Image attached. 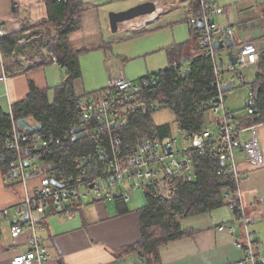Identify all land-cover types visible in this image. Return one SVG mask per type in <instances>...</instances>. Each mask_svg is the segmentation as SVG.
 Returning <instances> with one entry per match:
<instances>
[{
	"label": "crops",
	"instance_id": "0c3cea01",
	"mask_svg": "<svg viewBox=\"0 0 264 264\" xmlns=\"http://www.w3.org/2000/svg\"><path fill=\"white\" fill-rule=\"evenodd\" d=\"M129 1L126 3H130ZM153 1L156 2V0ZM139 2L142 0H137L136 3L128 4L120 9L119 6L125 4L123 0H87L85 9L80 16L79 28L67 38L69 49L73 52H86L87 54L105 52L102 62L104 68L107 69L109 65L106 64L112 60L110 55L113 56L108 52L117 46L116 44H119L117 42H121L129 35L131 39L128 41H131L132 45L143 41L146 47H149L143 54L154 55L159 52L154 55L160 66V68L157 67L159 68L157 73L169 67L170 48L187 45L184 47L185 54H195L197 51L195 38L191 35V39L176 37L175 28L178 26L175 28L171 26L175 22L181 24L182 21L187 24V16L193 10L189 0H171L167 4L164 14L157 18V21L161 20L160 26L153 30L152 27H148L147 30L136 28L132 32L135 36H132L131 28L123 26V23L118 26L116 33H112L109 25V13L120 12V10L139 4ZM213 2L224 10V18L217 22L225 21L233 29L234 40L237 44L251 41L258 43L263 48L264 43L261 39L264 37V0H213ZM162 5L163 3H161ZM54 7L55 0H0V27L4 30V36L19 33L23 22L34 26L50 20ZM180 13H182L181 16L184 14V19L180 20L176 17ZM25 32L29 31L21 32L20 36ZM120 32H124L126 35L116 37ZM28 36L32 39L31 35ZM38 44V40L30 43L25 60L15 61L11 54V61L5 62L0 52V110L3 113L11 114L13 106L27 97L31 85L44 91L49 103H52L58 88L69 80L66 71L53 61L54 58L46 56ZM19 50H21L20 47ZM81 55L78 60L80 77L72 82L73 91L78 97H81L79 102L87 98V94L83 95L85 92L94 90L86 91V88H83ZM218 56H221L220 52ZM228 62L229 56L227 63L223 59V66H226ZM186 67V64L183 65L184 69ZM252 68L256 69L255 66ZM254 75L251 80L246 79L247 84L254 79ZM241 76L233 74L227 79L220 77L224 85H231L224 95V108L229 96L227 92L236 87L235 80L238 79L242 85L239 79ZM3 77L4 81L1 80ZM144 79L145 77H140L139 81ZM244 89L246 94L243 106L250 90L246 84ZM97 93L95 92V94ZM243 108L245 111V106ZM225 111L236 127L235 119L232 118L238 120L240 117L247 116L246 111L244 115H240L239 110L233 111L225 108ZM231 112L235 114L232 115ZM212 115L211 121L214 122ZM252 126H255L264 156V122ZM245 137H247L246 134ZM237 156L238 167L243 174L241 199L244 214L250 222L248 230L252 233V239L255 242L257 261L259 259L262 261L264 258L260 257L259 249L264 247V165L253 168L249 166L240 152L237 153ZM42 165L52 167L50 163ZM39 186V176L27 178L23 182L17 177L5 178L0 170V212H2L0 264H10L16 255L27 252L29 249L27 244L33 234L39 237L41 245L48 254V259L43 264L144 263L145 259L140 254L124 251L126 247L136 244L141 239L136 211L145 205V195L144 191H135L142 188L128 191L127 200L121 198V194H126L125 190H121L120 194L117 193L111 200L97 197L88 192V195L81 201H70L69 204L73 205L72 218L70 219L58 214L57 211L60 208L55 207L52 201L48 200L43 204L42 209H38L32 214L36 231H33L30 226H24L23 232L18 237L12 238L11 225L23 222V217H18L15 214L17 208ZM81 191H84V188ZM220 227H224V230L219 231ZM237 227L240 228V225L234 222L233 214L227 206L184 218L181 221V228L188 235L160 249V264H241L244 252L239 250L235 243L243 237L242 230L238 236L235 235ZM231 228H233V233L229 231ZM245 264L250 263L246 262Z\"/></svg>",
	"mask_w": 264,
	"mask_h": 264
},
{
	"label": "trees",
	"instance_id": "16d2710c",
	"mask_svg": "<svg viewBox=\"0 0 264 264\" xmlns=\"http://www.w3.org/2000/svg\"><path fill=\"white\" fill-rule=\"evenodd\" d=\"M189 2L192 9L197 11L199 0ZM84 9V0H55L50 20L34 26L23 22L19 33L0 38L2 59L5 62L11 61L12 52L19 49L17 39L20 33L30 30L32 42L38 40V46L42 48L43 53L54 58L69 77V80L58 88L52 103H49L44 91L31 85L27 97L13 106L11 114L0 110V170L7 179L10 175V179L15 178L16 156L12 150H6L5 147L11 139L12 122L20 119H26L31 125L41 126L37 133L25 132L21 128H17V131L19 142L25 148L29 147L31 138L35 135H40L46 142L45 147H39L45 149L38 155L43 163L52 165V169L46 174L50 180L70 185L82 171L85 178L103 172L104 165L95 164L88 156L96 154L100 142L108 147L107 137L102 133H92L94 124H87L89 136L86 139L76 142L71 139V130L80 124L78 102L81 99L73 91L72 82L80 77L78 60L80 55L86 52L71 51L67 38L79 28L80 16ZM187 25L191 36L197 41L201 31H197L188 21ZM261 41L264 43V37ZM185 46L170 48L169 67L153 74L154 85L145 84L146 78L140 81V84L144 96L165 102L164 107L171 111L176 129L183 140L188 141L191 138L187 137L189 133L195 135L205 129L207 110L203 109V105L216 96V88L212 85L214 74L211 59L200 54L197 46L195 54H185ZM185 58L188 61L183 63ZM183 64L187 65V74L185 69L183 73L178 72L177 67ZM255 68L254 79L247 85L253 93L258 91L254 100L257 113L240 117L238 120L232 118L238 128L264 122V45ZM101 92L103 90L98 93ZM151 113L132 112L127 116L126 122L117 128L123 138L122 155L135 153L136 145L141 139H148L152 143L159 141L162 144L174 139L172 127L169 124L156 125ZM190 156L193 160L190 175L183 178L181 174L176 175V171L166 172L167 180L173 188L172 193L169 191L168 194L162 195L155 188H143L145 205L136 211L141 239L124 249L125 252H136L143 256V264H160V249L188 235L181 228L184 218L208 213L228 206L230 202L236 203L234 196L230 200L225 199V194L233 193L235 186L230 173L219 174L229 168L218 160L217 154H201L199 150L194 149L190 151ZM232 214L234 222L241 225L240 210L237 206Z\"/></svg>",
	"mask_w": 264,
	"mask_h": 264
},
{
	"label": "built area",
	"instance_id": "2783aa9c",
	"mask_svg": "<svg viewBox=\"0 0 264 264\" xmlns=\"http://www.w3.org/2000/svg\"><path fill=\"white\" fill-rule=\"evenodd\" d=\"M59 1V0H58ZM197 11L192 10L187 21L191 26H196L199 19L203 22L201 35L197 40V47L200 54H204L211 59L213 66L214 81L212 83L216 88V96L212 98L211 113L215 118L212 128H205L199 134L192 135L189 142V147L179 150L176 145V139H169L164 144L159 141L154 143L148 139H141L136 145L135 153L124 156L122 155V135L117 131V128L126 122V118L130 113L137 112H153L164 107L165 102L159 99L146 97L142 93L140 82L134 84L127 80L121 73L112 77L108 83V87L101 93L92 94L79 102L80 117L84 120L86 129L87 124H94L93 133H102L107 137L108 147L102 142L97 145L96 154H89L88 159L95 164H103V172L100 175H94L85 178V173L75 177V181L70 185L65 184L64 189H60L51 184V180L46 174L52 169L51 166L42 165L43 162L38 155L39 153L27 156L26 149L45 147L46 142L43 141L40 135H35L31 138L29 147H23L19 142V136L16 122H12L11 139L6 143V150H12L15 153L16 159L14 162V170L17 178L23 182L27 178L39 176L40 186L32 195H29L19 205L15 214L18 217H23L25 209L28 212L26 223H16L11 225L10 233L12 238L18 237L24 226H30L33 231H36L32 214L38 209H42L43 204L51 200L55 207H59L58 214L64 215L66 218H72V200L81 201L91 192L97 197L113 199L115 195L120 194L121 190H125L126 194L122 195L123 200L128 199V191L138 188H155L160 194L166 195L169 192V185L166 172L176 171L183 175V178L192 173L193 160L190 156L191 150H199L201 154L213 152L217 154L218 160L228 170L219 172V174L230 173L235 186L233 193L225 194V199L230 200L235 197L236 203H229L227 206L231 212L237 206L240 210V230L242 237L236 244V247L244 252V259L241 264L249 262L257 264V256L255 254V242L253 241L252 233L249 232V221L245 217L244 208L241 199V184L243 182V174L238 167L237 153H241L249 166L259 168L264 165V156L260 147L255 126L246 128L236 127L231 117L226 114L223 107L225 90L221 74L224 72H234L238 75L240 71L254 66L259 60L261 46L256 42L247 41L237 44L234 40L233 29L224 21L218 23L219 19L224 18V10L216 5L213 0H199ZM154 13V20L145 16L140 19L138 27L145 29L149 24L157 21L159 14ZM29 32H25L17 39V46L21 50L12 52L15 61L27 59L29 45L32 42L28 36ZM4 36V30L0 27V38ZM229 38L233 47L241 48L238 54L236 65L230 62L226 66L219 67V52L213 49V44L217 40ZM57 65V61L53 60ZM224 65V63H223ZM59 66V65H58ZM179 73H183V66L177 67ZM240 82L242 85L247 84L246 78L241 76ZM5 80V78H1ZM145 84H155L154 77H147ZM214 99H218V103H213ZM254 93L249 90L245 101V111L247 115L254 113ZM88 134L89 131L87 130ZM245 134L247 137H245ZM196 140H201L199 145H194ZM152 144L150 148L149 145ZM170 148V153H166V149ZM152 155L154 156L152 158ZM29 162V166L25 162ZM183 162H185L183 164ZM11 178V175L9 176ZM125 182L122 184V182ZM93 186L90 188V186ZM127 188H124V187ZM84 188V191L81 189ZM87 191V192H86ZM69 204V205H68ZM67 205V206H64ZM2 212H0L1 219ZM224 230L220 227L219 231ZM230 233H233L231 228ZM241 232V231H240ZM28 251L16 255L10 264H43L48 259V254L41 245L40 239L36 234H33L28 241Z\"/></svg>",
	"mask_w": 264,
	"mask_h": 264
},
{
	"label": "rangeland",
	"instance_id": "374dc122",
	"mask_svg": "<svg viewBox=\"0 0 264 264\" xmlns=\"http://www.w3.org/2000/svg\"><path fill=\"white\" fill-rule=\"evenodd\" d=\"M87 0H84V2H86ZM125 1V4L122 6H119V8H123L125 6H127L128 4H133L136 3L137 0H130V3H126V1L128 0H123ZM147 1H153V0H142V2L140 3H144ZM171 0H161V1H157L155 2V5L157 7V13L159 14V17L162 16L164 14V12L167 9V4L170 3ZM154 2V1H153ZM161 3H163V5L161 6ZM137 5V4H136ZM135 6V5H133ZM132 7V6H130ZM128 7V8H130ZM163 7V8H162ZM128 8H125L123 10H126ZM120 10V11H123ZM182 13L177 14L176 17L181 19H184L185 16L183 14V16H181ZM142 19H135L133 21H130L129 23H124L123 26L131 28V35H133L132 32H134V30L136 28H140L138 27V23H140ZM161 21V20H160ZM160 21L154 22L149 24L144 30H147L148 27L151 28L152 30L157 28L158 26H160ZM166 22V21H165ZM180 22L173 24L171 26H173V28H175L176 26H178L177 28H175L176 31V37H187L191 39V31L189 26L182 21L181 24H179ZM142 29V28H140ZM158 30V29H156ZM29 31V35H31V31ZM128 32V31H127ZM150 34V33H148ZM126 33L124 32H120L118 36H125ZM114 39V37H111V39ZM129 39H131L129 37V35L127 36V38L123 39L121 42H117L119 44H116L117 46L113 47L111 51H109L108 53L112 54L113 56L110 55V57H112V60L110 63L106 64L109 65V67L106 69L103 66V62L102 59L104 57V53L105 52H95L92 54H87V53H83L81 55L80 58V66L83 72V76L84 79L82 77V85L83 88H86L87 90L90 89H94L91 92H85V94L83 95H91L94 94L95 92H99L101 90H105L108 87V83L110 81V79L112 77H114L116 74L121 73L127 80L131 81L134 84H138L139 78L140 77H154L153 73H157V70L160 68V66L158 65V62L155 58L154 55H156L157 53L153 54H148L145 55L143 54V52H145L146 50L149 49V47H146V44L143 41H140L138 44L132 45L131 41H128ZM32 40V39H31ZM126 41V42H125ZM233 51H236V47L234 46ZM113 51V52H112ZM106 54V53H105ZM221 56L223 57V59L225 60V63H227L228 61V51L227 50H222L220 51ZM147 61V62H146ZM159 66V68H157ZM255 66V65H254ZM252 66V67H254ZM247 68L244 69L242 71L239 72V75L241 76H245L246 79L251 80L252 79V75H254V68ZM252 73V74H251ZM234 72H224L221 74V78L223 79H227L230 78L231 75H233ZM236 79V77H234ZM143 81V80H141ZM250 82V81H249ZM235 84L236 87L232 90L229 91L227 93H229L228 95V101L225 102V108L228 110H239V114L240 115H244L245 111H244V106H243V102H244V97L246 94V90L244 89L245 85H240L238 79L235 80ZM247 85V84H246ZM226 92V91H225ZM227 95V94H226ZM209 113V114H208ZM210 110L207 111V113L205 114V124L204 126L207 128H212L214 126V123L211 121V114H210ZM232 115H234L235 113L231 112ZM213 116V115H212ZM151 117L153 122L156 125H160V124H169L172 127V135L173 138L176 139V145L179 147V150H183L189 146L188 143L189 142H184L181 134L178 132V130L176 129V124L174 122V118L173 115L171 113V111L165 107L159 108L155 111H153L151 113ZM212 122V123H211ZM125 182L123 181L122 184H124ZM83 190V188H82ZM145 192V189H138L135 192ZM144 194V193H143ZM262 222V221H260ZM259 255L260 257L264 258V247H261V249H259ZM258 264H264V260L261 261V259H259Z\"/></svg>",
	"mask_w": 264,
	"mask_h": 264
},
{
	"label": "water",
	"instance_id": "95a60500",
	"mask_svg": "<svg viewBox=\"0 0 264 264\" xmlns=\"http://www.w3.org/2000/svg\"><path fill=\"white\" fill-rule=\"evenodd\" d=\"M157 7L155 5V2L153 1H147L144 3H140L137 4L135 6H132L126 10L120 11V12H110L109 13V25H110V30L112 33H116L118 31V26L120 24H123L125 22H130L133 21L135 19H139L148 15H152L156 12ZM195 29L197 31H201L203 29V22L201 19H199L197 21V24L195 26ZM233 44L231 42V40L229 38H225L223 41L222 40H217L214 42L213 44V49L217 52H220L222 50H227L228 51V56H229V62L232 65H236L237 63V59H238V54L241 51V48H238V50L236 51V53H233ZM188 61V59H184L183 63H186ZM223 66V58L219 57V67L221 68ZM188 70L185 69V73L187 74ZM231 88V85H224L223 89L225 91H228ZM258 95V91L256 90L254 92V99L257 98ZM223 100H225V97L223 98ZM219 100L218 99H214L213 103H218ZM203 109L206 110H210L211 109V104L210 103H206L203 105ZM254 112L257 113V107L254 106ZM17 126L21 129H23L25 132H31V133H37L41 126L40 125H31L26 119H20L17 122ZM71 136H72V141L76 142V141H80L83 139H86L89 134L87 132L84 120L80 117V124L78 127L74 128L73 130H71ZM192 134L189 133L187 135V137H191ZM201 143V140H196L194 142V145H199ZM149 147H152V144L149 145ZM45 148H33V149H26V155L30 156L36 153H40L44 150ZM166 153L169 154L170 153V148L166 149ZM154 156L152 155V158ZM185 162H183L184 164ZM26 166H29V162L26 161L25 162ZM168 173L171 172L170 170L167 171ZM176 175H179V172L175 173ZM15 176H16V172H15ZM165 178H167V175H165ZM168 185H169V191L170 193H172L173 188L170 186L169 181L167 180ZM51 184L55 185L56 187L60 188V189H64L65 188V184L64 183H60L58 181L55 180H51ZM93 186L91 185L90 188H92ZM28 218V212L25 209V214L22 218L23 222H25ZM240 233V228L237 227L235 229V235H239Z\"/></svg>",
	"mask_w": 264,
	"mask_h": 264
},
{
	"label": "bare ground",
	"instance_id": "6f19581e",
	"mask_svg": "<svg viewBox=\"0 0 264 264\" xmlns=\"http://www.w3.org/2000/svg\"><path fill=\"white\" fill-rule=\"evenodd\" d=\"M148 17H150L152 20L155 18L154 14L149 15ZM207 103V102H206ZM224 106V105H223ZM225 109V108H224ZM208 111V110H207ZM209 114V113H208ZM211 114V113H210Z\"/></svg>",
	"mask_w": 264,
	"mask_h": 264
},
{
	"label": "flooded vegetation",
	"instance_id": "af4514ba",
	"mask_svg": "<svg viewBox=\"0 0 264 264\" xmlns=\"http://www.w3.org/2000/svg\"><path fill=\"white\" fill-rule=\"evenodd\" d=\"M238 48H239V47H236V51L238 50ZM236 51H235V52L233 51V53L235 54V53H236ZM219 57H221V56H219ZM183 65H185V64H183Z\"/></svg>",
	"mask_w": 264,
	"mask_h": 264
}]
</instances>
